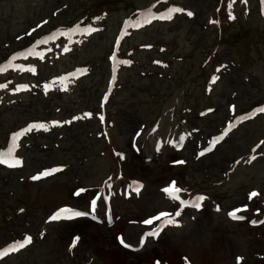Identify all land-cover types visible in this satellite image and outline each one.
I'll return each mask as SVG.
<instances>
[{
  "label": "rangeland",
  "instance_id": "374dc122",
  "mask_svg": "<svg viewBox=\"0 0 264 264\" xmlns=\"http://www.w3.org/2000/svg\"><path fill=\"white\" fill-rule=\"evenodd\" d=\"M156 1L0 0V61L10 50L56 28L76 36L88 28L100 30L101 21H105L103 31L106 28L94 37H89L91 31L85 37H67L68 42L75 40L74 49L37 64L25 93L11 101H0V146L12 132H21L31 124L45 126L27 137L28 144L21 151L23 170L0 174V244L15 230L46 234L42 242L0 264H84L91 261L90 257L92 264H152L153 260L182 264L181 256H188L192 264H237V257L240 264H264V223L254 228L246 222H230L225 214L236 207L253 216L264 210V156L247 166L240 163L228 179L224 177L229 162L264 138V116L231 134L201 165L171 168L169 163L177 159L171 152L158 161L143 157L156 159L153 138L160 140L167 135L173 114L179 117L187 109L191 126L208 135L227 117L228 103H235L242 111L264 100V20L259 19L256 0H174L164 10L179 7L184 11L172 13L170 23H152L123 43L121 51H131L119 57L120 82L106 106L108 119L114 123L109 130V146L97 136L98 128L92 121L84 124L72 119H86L85 113H91L86 109L98 115V99L109 76L111 55L107 54L119 22ZM238 11L239 20L228 24L229 14L234 17ZM104 12L107 14L102 15ZM165 14L167 11L161 13ZM218 15L226 19L221 34L211 25V21L217 24L220 20ZM86 16L88 22L79 25ZM23 34L28 37L16 40ZM216 69L219 79L207 98L202 92L204 80ZM78 71H84V76H75ZM204 107L215 111L199 118L204 116ZM62 124L70 126L54 134L45 132ZM136 134L140 136L135 139ZM111 146L125 152L118 162L110 155ZM55 163L70 164L71 168L65 175L41 184L19 182ZM110 173H115L114 184L139 179L145 187L141 199L115 202L116 214L126 217L118 229L133 243L137 228L125 223L160 210L158 188L167 180L186 181L206 199L197 214H184L183 227L168 229L158 243L146 245L137 254L118 251L117 230L86 221L43 223L47 212L66 202L67 187L74 186L76 180L85 186L105 185ZM251 189L258 192V199L246 198V191ZM19 207L26 212L19 214ZM73 233L80 234L82 241L71 255L65 245Z\"/></svg>",
  "mask_w": 264,
  "mask_h": 264
},
{
  "label": "snow or ice",
  "instance_id": "6c2138e0",
  "mask_svg": "<svg viewBox=\"0 0 264 264\" xmlns=\"http://www.w3.org/2000/svg\"><path fill=\"white\" fill-rule=\"evenodd\" d=\"M184 10L182 8H179V7H171L168 9V12H167V16H161L160 18H167V19H171L172 18V13H179V12H183ZM151 14V13H149ZM187 15L191 16L192 13L191 12H188ZM229 18L232 19L233 17L231 16V14H229ZM145 22H147V18L145 17ZM138 23V22H137ZM93 29L91 28H88L86 29L85 31H92ZM55 34H53L54 36ZM53 37H49V39H51ZM68 49L65 48V51H67ZM29 51H31V49H29ZM30 71L32 69H29ZM61 80L65 79L64 77H60ZM3 87H6V85H0V88H3ZM45 89H47L49 86L47 84L44 85ZM260 112H264V108H260L259 109ZM85 116H90L89 113H85ZM73 120L75 119H79V117H73L72 118ZM101 120H103V117H101ZM70 121H65V123H68ZM54 124L56 123H59V122H56L54 121L53 122ZM45 126L43 124H31L29 125L27 128L23 129L21 132H17V133H14L13 134V137H12V140H13V147L15 146V143H16V140L19 136L23 135L25 132H28L32 129H43ZM228 130L226 129L225 132H227ZM223 137H219L218 139H222ZM264 143V142H262ZM208 149H206L205 151H207ZM201 155H203V152L200 153ZM4 154H0V157H2ZM7 156L9 159H11V149H9L8 153H7ZM122 158V157H121ZM253 159H255V157H253ZM7 161L3 158H0V163H6ZM248 162H251V161H248ZM20 161L19 160H16L15 161V164H19ZM175 163H183V161H175ZM60 169L58 168H54V169H51V170H46L44 172H41L38 174V176H34L32 177V179H39L40 177L42 176H47L49 174H51L52 172H55V171H59ZM81 192L83 191V189L80 190ZM162 191H164L165 193H168V194H173V193H178L180 191L179 188H176L175 187V182H172V185L169 186V187H166L164 189H162ZM80 193L77 192L76 195H79ZM258 195V193H256L255 191L250 193L249 195V199H251L252 197ZM173 199H178L177 196H174L172 197ZM197 201L199 200H203L204 197H197L196 198ZM181 203H185L183 201H181ZM93 204H95V202H93ZM195 207L199 208L200 205L197 203L194 205ZM241 209L237 208V209H234L233 211H230L228 213L229 217L232 218V219H243L242 216H237L236 213L239 212ZM217 211H219V208H217ZM179 211L176 212V215H179ZM86 215V213L84 212H79V211H73L71 208H67V207H64V208H60L58 209L53 215H51L49 217V220L50 221H56V220H60V219H72L73 217H80V216H84ZM170 213L168 212H160L158 213L157 215H153V216H150L149 218L147 219H144L142 221V223L144 225H152L154 221H160L162 218H168L170 217ZM163 223L167 224V223H174V221H172L171 219H163ZM255 223V222H253ZM146 235H149V236H155L157 235V230H153L149 233H146ZM79 240V237H74L71 241V247H74L77 243V241ZM31 241V237H25L23 241H18L12 245H9L8 248L6 249H3V250H0V256H3V255H6L8 253L9 250H12V251H15V250H18L19 248H23L25 246V244L27 243H30ZM121 243L123 244V240L121 239ZM141 244H143V237L141 238ZM125 247H130V245H127V244H124ZM240 260L241 258L240 257H237V264H240ZM157 264H159V262H157Z\"/></svg>",
  "mask_w": 264,
  "mask_h": 264
},
{
  "label": "bare ground",
  "instance_id": "6f19581e",
  "mask_svg": "<svg viewBox=\"0 0 264 264\" xmlns=\"http://www.w3.org/2000/svg\"><path fill=\"white\" fill-rule=\"evenodd\" d=\"M119 251V250H118Z\"/></svg>",
  "mask_w": 264,
  "mask_h": 264
}]
</instances>
